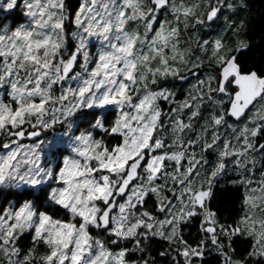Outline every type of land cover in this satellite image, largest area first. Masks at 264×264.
Listing matches in <instances>:
<instances>
[{
  "label": "snow or ice",
  "instance_id": "obj_1",
  "mask_svg": "<svg viewBox=\"0 0 264 264\" xmlns=\"http://www.w3.org/2000/svg\"><path fill=\"white\" fill-rule=\"evenodd\" d=\"M0 264H264V0H0Z\"/></svg>",
  "mask_w": 264,
  "mask_h": 264
},
{
  "label": "trees",
  "instance_id": "obj_2",
  "mask_svg": "<svg viewBox=\"0 0 264 264\" xmlns=\"http://www.w3.org/2000/svg\"><path fill=\"white\" fill-rule=\"evenodd\" d=\"M254 4L256 5V9L258 10L261 4V0H253ZM256 43H259L260 40V32L257 30L256 35L253 37Z\"/></svg>",
  "mask_w": 264,
  "mask_h": 264
}]
</instances>
